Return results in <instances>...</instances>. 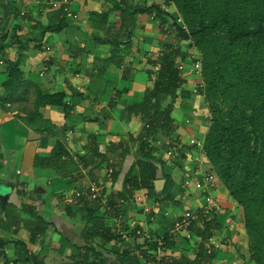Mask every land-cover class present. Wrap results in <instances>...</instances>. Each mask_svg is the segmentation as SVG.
<instances>
[{"label": "crops", "instance_id": "0c3cea01", "mask_svg": "<svg viewBox=\"0 0 264 264\" xmlns=\"http://www.w3.org/2000/svg\"><path fill=\"white\" fill-rule=\"evenodd\" d=\"M53 1L0 0V241L6 243L0 264H87L86 237L101 224L109 238L118 240L95 239L97 252L107 261L116 259L115 253L132 252L143 263L154 248L136 232L164 236L185 212L200 211L207 196L218 209L205 224L200 219L190 234L171 241V264H181L183 257L194 264H255L243 210L218 179L214 188L206 183L212 173L209 162L201 148L190 144L204 142L210 126L205 97L194 93L202 81L194 72V50L179 62L186 84L178 90L171 114V139L181 150L169 157L168 148L155 145L153 155L164 162L162 174L169 178L160 179L165 184L158 200L136 191L140 200L123 204L116 215L101 202L99 208L81 204L76 193L93 182L102 196L119 198L139 159L140 146L134 141L145 132L142 115L132 107L155 86V77L146 75L159 69L151 59L162 54L164 45L180 43L169 24L161 27L148 15L137 17L129 39L123 15L115 9L120 0H69L78 15L75 21L53 9ZM130 1L139 7L159 5L178 16L165 0ZM59 26L63 30L53 32ZM19 59L24 83L12 97L3 86L9 62ZM46 95L64 96L67 107L38 108ZM59 143L67 154L58 158ZM109 169L120 174L118 182L107 176ZM137 173L138 167L133 176ZM198 184L205 187L198 189ZM10 187L3 207L1 194ZM206 223L210 237L221 244L208 261L198 258ZM122 232L131 238L123 240ZM205 246L207 250L208 241Z\"/></svg>", "mask_w": 264, "mask_h": 264}, {"label": "trees", "instance_id": "16d2710c", "mask_svg": "<svg viewBox=\"0 0 264 264\" xmlns=\"http://www.w3.org/2000/svg\"><path fill=\"white\" fill-rule=\"evenodd\" d=\"M165 3L173 5L178 16L165 12L159 5L133 6L130 0H120L115 8L123 15L122 28L128 32L129 39L137 17L148 15L161 27L169 24L180 44L164 45L162 54L151 59L159 69L146 75L155 77V86L146 91L135 108L132 107L142 115L145 125L143 135L134 141L140 146L139 159L127 174L119 198L116 201L108 199L106 206L116 215L123 205L120 201L123 200L124 205L132 202L134 193L139 190L158 200L155 181L163 178L169 181L162 174L164 162L153 154L158 149L155 147L158 142L160 149L166 147L175 151L173 156L181 150L171 139L175 132L171 114L177 92L186 84L179 62L194 50L202 62L204 88L200 92L210 115L202 150L212 173L243 210L251 260L255 264H264V0H165ZM63 28L59 26L53 32L58 33ZM21 67L20 59L9 62L8 80L3 86L9 96L14 97L22 89ZM48 104L67 107L62 95H46L37 106ZM66 154L64 145L59 143L54 155L59 158ZM136 167L138 173L133 176ZM112 177L116 183L120 174L115 173ZM81 202L86 207L99 208V200L92 197L81 198ZM204 227L198 258L208 261L213 257L205 246L211 236V226L206 223ZM98 229L86 237L89 242L85 250L87 264L107 263L103 253L97 252L95 239L118 240L115 236L109 238L111 234L102 224ZM5 246L6 243L0 241V259L4 258ZM91 256L96 260L90 261ZM115 256L121 264H144L132 252L115 253ZM179 263L194 264L186 257ZM34 264L42 263L35 261Z\"/></svg>", "mask_w": 264, "mask_h": 264}, {"label": "built area", "instance_id": "2783aa9c", "mask_svg": "<svg viewBox=\"0 0 264 264\" xmlns=\"http://www.w3.org/2000/svg\"><path fill=\"white\" fill-rule=\"evenodd\" d=\"M51 5L53 9H61L63 11L65 18L73 21L78 19V15L75 14L70 8L69 0H55ZM152 19L154 18L152 17ZM178 21L179 23L182 22L181 19H179ZM184 29L186 28L184 27ZM193 67L196 75H198L201 78L202 75L201 60L198 58L195 59ZM203 88H204V84L201 81V83H199L198 86L194 89V93L201 94L200 91H202ZM190 144L192 146H196L201 149L203 148V142H199L198 140H192ZM158 145H161V143L158 142ZM167 155L169 157H172L173 150H169L167 152ZM113 174H114L113 169L107 170V176L109 178H112ZM205 181L210 187L213 188L217 184V178L213 173L207 174L205 177ZM204 187L205 186L203 184L197 185L198 189H203ZM76 197L77 198L92 197L93 199L99 200V202H101L104 205L108 204V199L105 196H102L96 182H93L87 191L77 192ZM136 199L140 200V198H136V197L133 198V200ZM120 203L124 204V201L121 200ZM218 207H219L218 203L211 196H207L205 198L203 207L201 208L200 211L196 212L189 210L185 212L180 218L174 221V223L171 225V227H169L168 232L164 236L160 238H153L151 235L143 231H137L136 232L137 236H141L145 238V240L148 241L154 247V251L152 255L143 261L144 264H171L172 261L168 251L169 241H174L181 236L185 237L188 234H190L194 225L200 219H202V224H205V222L209 220V218L212 216L214 211L218 209ZM112 210L113 209L111 208V211ZM145 211L150 212L149 208H146ZM121 238L125 241H128L131 238L130 233L122 232ZM208 244H209V247L207 248L208 254H211L213 252V249H220L221 247V244L216 242L212 237L208 239Z\"/></svg>", "mask_w": 264, "mask_h": 264}, {"label": "water", "instance_id": "95a60500", "mask_svg": "<svg viewBox=\"0 0 264 264\" xmlns=\"http://www.w3.org/2000/svg\"><path fill=\"white\" fill-rule=\"evenodd\" d=\"M164 184H165V181L164 180H157V181H155V190H156V192H159L160 190H163ZM11 189L12 188L10 187L7 192L1 194V199H2V205H3V207L6 206V203H7L8 199H9V193H10ZM106 264H121V263H119L117 261H107ZM129 264H131V263H129Z\"/></svg>", "mask_w": 264, "mask_h": 264}, {"label": "rangeland", "instance_id": "374dc122", "mask_svg": "<svg viewBox=\"0 0 264 264\" xmlns=\"http://www.w3.org/2000/svg\"><path fill=\"white\" fill-rule=\"evenodd\" d=\"M200 106H201V105H200ZM205 106H206V108H207V110H208V113H209V109H208V107H207L206 103H205ZM112 260H113V261H115L116 259H115V258H113Z\"/></svg>", "mask_w": 264, "mask_h": 264}]
</instances>
